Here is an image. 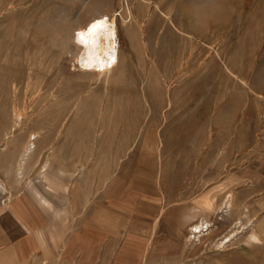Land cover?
<instances>
[{"label": "rangeland", "instance_id": "rangeland-1", "mask_svg": "<svg viewBox=\"0 0 264 264\" xmlns=\"http://www.w3.org/2000/svg\"><path fill=\"white\" fill-rule=\"evenodd\" d=\"M101 18L119 49L99 76L73 59ZM17 206L44 219L43 264H264V0H0V240Z\"/></svg>", "mask_w": 264, "mask_h": 264}, {"label": "bare ground", "instance_id": "bare-ground-1", "mask_svg": "<svg viewBox=\"0 0 264 264\" xmlns=\"http://www.w3.org/2000/svg\"><path fill=\"white\" fill-rule=\"evenodd\" d=\"M93 24H96L97 26L95 28H92ZM86 49V54H84L83 52H79L73 59L74 63L78 67V71L91 72L94 73V75L96 74L99 76L108 75L109 72H111L112 69L116 66L118 59L119 45L115 19L110 18L103 20V18H101L93 20L87 32ZM150 64L152 63L150 62ZM202 89V87H195L190 95H199L202 92ZM14 116L16 120L20 118V114L17 112H14ZM15 130L16 125L12 126L9 132L11 134H14ZM8 134L9 133L4 134V139L12 136H9ZM39 135V130L29 132L25 140H23V143L19 146L16 161L18 167L17 171H19L20 175L17 179H21L24 174L31 172L35 164L39 160H41L43 155L45 156L44 153L48 149L46 148V146L40 148L38 151L36 150V144L34 141L39 137ZM47 166V161H45L41 167L43 172L46 171ZM229 196L225 200L224 206H230L228 199ZM189 228L191 232L193 231V236L197 237V239L200 240L201 236L204 234V231L209 229V226L205 221H197L190 224ZM231 237H229L227 241L231 240ZM220 244L221 242L219 241L215 245L220 246Z\"/></svg>", "mask_w": 264, "mask_h": 264}, {"label": "crops", "instance_id": "crops-1", "mask_svg": "<svg viewBox=\"0 0 264 264\" xmlns=\"http://www.w3.org/2000/svg\"><path fill=\"white\" fill-rule=\"evenodd\" d=\"M18 201L21 202V200ZM18 206L17 209L15 210L17 214L16 216L20 217L18 218V222L22 223L21 226L24 230L21 231L20 234H18L16 237L12 239H7L6 238L7 234L5 236L1 235L4 237L2 238V240H0V244L2 243V245L5 246L10 245V249L12 250V253L15 256L16 262L19 264H26V262H28L31 259L32 262L35 264L36 263L43 264L42 261L43 243L48 241L47 235L43 234L44 232H46L44 219L39 220L40 216H38L37 214H36L37 219L40 222H38L35 219V216H32V218H28V217L26 218L24 212L21 209H19ZM1 213L2 212L0 210V214ZM68 242H69L68 240H65L60 245L61 247H59L58 249L59 258L65 256V254L63 255V253L67 251ZM72 245L75 246L73 243ZM69 249L71 250L70 253L76 252V248L73 251L70 245H69ZM70 255L72 256L71 258L75 256V254L74 255L70 254Z\"/></svg>", "mask_w": 264, "mask_h": 264}, {"label": "snow or ice", "instance_id": "snow-or-ice-1", "mask_svg": "<svg viewBox=\"0 0 264 264\" xmlns=\"http://www.w3.org/2000/svg\"><path fill=\"white\" fill-rule=\"evenodd\" d=\"M96 26H97L96 24H93V25H92V28H95ZM81 35H82V34H81Z\"/></svg>", "mask_w": 264, "mask_h": 264}]
</instances>
